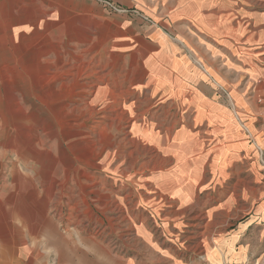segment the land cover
<instances>
[{
    "label": "crops",
    "instance_id": "obj_1",
    "mask_svg": "<svg viewBox=\"0 0 264 264\" xmlns=\"http://www.w3.org/2000/svg\"><path fill=\"white\" fill-rule=\"evenodd\" d=\"M112 1L136 5L159 27L109 13L96 0H0V19L6 17L26 34L46 20L74 24V41H93L100 49L107 98L129 106L121 117L137 121L135 135L154 155L142 160L136 184L151 187L147 200L157 206L178 204L173 214L200 212L192 225L199 233L203 229L201 250L208 229L222 228L212 221L202 224L208 214L207 195H201L213 193L222 201L213 217L217 208L231 209V203L223 206L234 199L231 186H244L247 200L245 192L264 184V73L259 76L255 64L259 59L262 65L264 57V14L240 13L238 2L222 0ZM154 160L159 166L150 173ZM18 213L23 223L16 224L15 213H8L0 225V264H189L176 259L166 242L159 245L155 227L141 219L134 231L146 251L121 255L93 235H75L81 233L76 227L43 219L32 224L29 214ZM169 232L163 237L172 244ZM217 243L226 251L233 248L220 239ZM212 255L220 259L222 253Z\"/></svg>",
    "mask_w": 264,
    "mask_h": 264
},
{
    "label": "rangeland",
    "instance_id": "obj_2",
    "mask_svg": "<svg viewBox=\"0 0 264 264\" xmlns=\"http://www.w3.org/2000/svg\"><path fill=\"white\" fill-rule=\"evenodd\" d=\"M96 1L109 13L139 17L159 27L136 5ZM222 2H238L240 13L264 14V0ZM0 21V225L8 213H15L16 224L23 223L21 211L32 224L43 219L69 230L76 227L81 233L75 235L104 240L112 254L133 255L146 251L134 231L141 219L155 227L159 245L166 242L175 258L186 263L264 264V184L245 192L247 200L244 186H231L234 199L223 201L224 207L231 203V209L217 208L213 217L222 201L204 192L208 219L202 224L212 221L222 233L209 228L206 248L198 250L203 229L199 233L194 228L197 220L192 217L200 212L173 214L178 204L157 206L147 200L151 187L136 184L144 170L142 160L154 155L136 137L137 121L121 117L129 106L107 98L100 49L93 41H74V24L50 25L46 20L41 29L26 34L10 26L6 17ZM260 60L256 73L262 76L264 57ZM157 166L154 160L150 173ZM165 230L172 244L163 237ZM218 239L233 248L216 246ZM214 251L222 253L220 259Z\"/></svg>",
    "mask_w": 264,
    "mask_h": 264
},
{
    "label": "built area",
    "instance_id": "obj_3",
    "mask_svg": "<svg viewBox=\"0 0 264 264\" xmlns=\"http://www.w3.org/2000/svg\"><path fill=\"white\" fill-rule=\"evenodd\" d=\"M111 9L113 10V6H111ZM116 11H119L118 9H115Z\"/></svg>",
    "mask_w": 264,
    "mask_h": 264
}]
</instances>
